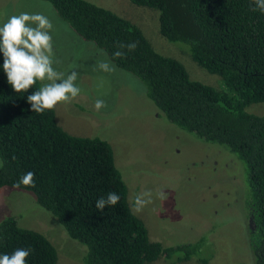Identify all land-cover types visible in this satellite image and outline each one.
<instances>
[{"label":"trees","instance_id":"obj_1","mask_svg":"<svg viewBox=\"0 0 264 264\" xmlns=\"http://www.w3.org/2000/svg\"><path fill=\"white\" fill-rule=\"evenodd\" d=\"M49 3L84 42L103 50L117 68L139 78L166 120L208 144L235 154L247 168L252 227L249 245L254 264H264V115L246 107L264 102V13L253 0H129L159 13V32L183 44L202 69L219 76L216 90L190 79L177 60L157 53L130 21L86 0ZM137 42L117 58V43ZM0 53V190L30 192L51 213L70 239L86 247L84 264H146L174 255L189 260L202 242L163 247L151 242L144 223L127 201V187L110 145L97 138L75 137L58 126L55 112L31 111L27 92L16 93L3 72ZM35 187L15 185L27 172ZM115 206L95 207L109 193ZM32 249L27 264H56L57 252L42 234L18 226L14 217L0 221V254ZM202 264H209L207 258Z\"/></svg>","mask_w":264,"mask_h":264},{"label":"rangeland","instance_id":"obj_2","mask_svg":"<svg viewBox=\"0 0 264 264\" xmlns=\"http://www.w3.org/2000/svg\"><path fill=\"white\" fill-rule=\"evenodd\" d=\"M86 1L136 25L152 48L179 61L191 80L216 90L224 88L219 76L192 60L187 46L170 43L161 36L156 10L135 6L129 0ZM47 5L40 0H0V24L5 14H52L56 24L52 33L54 51L60 61L56 67L68 72L76 65V83L81 88L70 104L60 103L54 108L56 123L72 136L97 138L110 145L127 187L128 204L144 223L151 242L163 247L202 242L199 254L189 260H177L180 256L174 255L146 264H202V258L209 264H254L248 235L252 223L246 165L223 147L200 141L168 122L136 76L119 68L112 76L94 71L98 48L79 38ZM97 99L104 100L108 107L97 111ZM245 110L264 115V102ZM146 190L152 192V202L136 213L134 197ZM7 217H14L19 227L45 236L57 252L56 264H84L86 247L70 239L32 193L2 188L0 221Z\"/></svg>","mask_w":264,"mask_h":264},{"label":"clouds","instance_id":"obj_3","mask_svg":"<svg viewBox=\"0 0 264 264\" xmlns=\"http://www.w3.org/2000/svg\"><path fill=\"white\" fill-rule=\"evenodd\" d=\"M253 11L264 13V0H253ZM49 10L50 5L46 6ZM6 15L5 21L0 24V53L3 54V72L7 82L14 92H27L37 82L40 87L27 96V102L31 105V111L42 114L46 110H53L58 104H70L81 93V88L76 81L79 77L77 66L73 65L68 72L59 70L56 66L60 61L54 51V38L52 33L56 30V24L52 14L44 12H21L19 14ZM117 51L114 57L121 58L132 52L137 47V42L127 44L117 43ZM99 57L93 70L109 76L118 72L117 66L107 58V54L97 49ZM132 84L135 81L128 77ZM140 87L139 85H137ZM94 107L97 111L105 109L108 105L102 99H97ZM5 161L0 160V168ZM35 174L31 171L24 174L15 185L20 187H35ZM159 195L165 198L160 191ZM120 200L116 193H109L100 197L95 207L102 211L106 206H115ZM152 202V192L143 191L135 195L133 210L139 213L145 206ZM32 249L19 248L11 254H0V264H27V257Z\"/></svg>","mask_w":264,"mask_h":264}]
</instances>
